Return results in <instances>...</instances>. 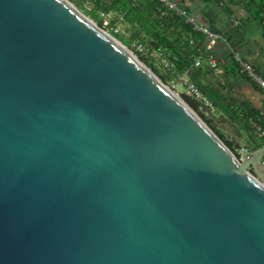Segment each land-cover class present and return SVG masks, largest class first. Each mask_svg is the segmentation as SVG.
<instances>
[{"label": "water", "instance_id": "water-1", "mask_svg": "<svg viewBox=\"0 0 264 264\" xmlns=\"http://www.w3.org/2000/svg\"><path fill=\"white\" fill-rule=\"evenodd\" d=\"M245 155L69 0H0V264H264Z\"/></svg>", "mask_w": 264, "mask_h": 264}, {"label": "trees", "instance_id": "trees-1", "mask_svg": "<svg viewBox=\"0 0 264 264\" xmlns=\"http://www.w3.org/2000/svg\"><path fill=\"white\" fill-rule=\"evenodd\" d=\"M75 1L80 7L85 6L87 2L91 3L92 10L90 12L84 10V13L99 23V25V12L106 14L111 12L118 13L123 18V23L131 26L129 38L123 34L114 35L125 46L132 48L134 44L140 42L161 53L163 58L168 61L170 70L164 69L162 65L161 68L160 65H157L159 61L153 59L141 58V61L164 84H168V82L173 80V72L191 76L197 60L208 56L206 52L207 37L195 31L193 26L188 24L183 17L167 11L158 0H114L110 7L100 3L98 0ZM229 3L243 4L254 18H260L264 21V0H229ZM197 86L210 98L202 87ZM183 98L195 112L198 113L202 110L197 101L188 96ZM210 99L214 102L216 109H221L228 120L239 126L247 134L242 146L238 145L235 140L227 141L225 135L216 126L213 118L206 117L203 113L201 114L202 119L231 151L237 154L242 148L258 150L264 147V136H261V133H264V119L262 117L255 116L252 113L241 114L230 107L223 106L216 99Z\"/></svg>", "mask_w": 264, "mask_h": 264}, {"label": "crops", "instance_id": "crops-1", "mask_svg": "<svg viewBox=\"0 0 264 264\" xmlns=\"http://www.w3.org/2000/svg\"><path fill=\"white\" fill-rule=\"evenodd\" d=\"M98 1L110 7L114 0ZM176 1L180 2L200 24L213 28L223 37V40L216 43L212 54L224 75L216 77L205 56L201 60V66L195 65L191 76L187 75L188 78L202 87L210 98L216 99L223 106L230 107L241 114L252 113L262 117L264 91L240 74L233 56L234 53L241 55L264 78V21L254 18L243 4H231L229 0ZM222 3L225 6H222ZM109 14L114 20L120 16L116 12ZM121 27L123 35L129 38L131 26L122 22ZM212 114L214 118L217 116L223 123H226L224 130L219 128L226 140H235L238 145L242 146L247 134L228 120L221 109L217 108Z\"/></svg>", "mask_w": 264, "mask_h": 264}, {"label": "built area", "instance_id": "built-area-1", "mask_svg": "<svg viewBox=\"0 0 264 264\" xmlns=\"http://www.w3.org/2000/svg\"><path fill=\"white\" fill-rule=\"evenodd\" d=\"M158 1L165 9H167V11L175 13L179 17H183L188 24L193 26L195 31L200 32L207 37L208 39V43L206 46V52L208 54L207 62L211 67V69L214 71L215 76L222 77L224 75V72L220 67V65L218 64L215 57L213 56L212 50L214 49L218 41L223 40V37L220 34H218L216 30H214L213 28L200 24V22H198L196 18H194L192 15L188 13L186 8L180 2L176 0H158ZM221 5L225 6V4L223 3ZM91 10H92V5L91 3L87 2L85 4V11L90 12ZM99 17H100V25L99 23L95 22L93 19L92 20L109 35L114 37L115 34H123V30L121 27L123 18L121 16H119L117 19L114 20L111 14L99 12ZM127 48L139 60H141V58L153 59L155 61H159L164 69L170 70V65L168 61L163 58V55L149 48L147 45L138 42L134 44L132 48L130 47ZM233 57L235 63L239 68L240 74L243 77L247 78L249 81H251L255 86H257L258 88L264 91V78L259 74L257 69L251 63L245 61L238 53H234ZM202 59L203 58L201 57L197 60L196 62L197 66H201ZM173 75H174L173 80H171L170 82H168V84H166V86L171 91H173L179 97L181 96L190 97L191 99L197 101L198 103L203 104L212 113L216 111V106L214 102L191 79H189L186 74L181 75L176 72H173ZM178 85L186 88L185 95H181L180 93H178L177 91ZM262 118L264 119V111L262 113ZM261 136H264L263 132L261 133ZM247 153L248 150L246 148H242L238 151L237 157L241 161H243L245 159V154Z\"/></svg>", "mask_w": 264, "mask_h": 264}, {"label": "rangeland", "instance_id": "rangeland-1", "mask_svg": "<svg viewBox=\"0 0 264 264\" xmlns=\"http://www.w3.org/2000/svg\"><path fill=\"white\" fill-rule=\"evenodd\" d=\"M71 3H73V5L75 6V7H77L81 12H83L84 13V10H85V6L83 5V7H80V6H78V4H76V1L75 0H69ZM85 14V13H84ZM141 61V60H140ZM142 62V61H141ZM143 63V62H142ZM144 65H146L145 63H143ZM157 65L159 66L160 65V67H161V64L159 63V62H157ZM162 68V67H161ZM177 91H178V93H180L181 95H185V93H186V88L185 87H183V86H177ZM184 96H181L180 98L185 102V99L183 98ZM186 103V102H185ZM187 104V103H186ZM195 112V111H194ZM201 119H202V117H201V114L203 113L206 117H209V115L208 114H206V113H204V112H202V110H200V112H195ZM203 120V119H202ZM213 120H214V122H215V124H216V126L218 127V128H220L221 130H224L223 128L224 127H226V123H223V121H221L220 120V118L219 117H217L216 116V118H213ZM204 121V120H203ZM205 122V121H204ZM233 152V151H232ZM235 155H237V154H235ZM246 156V155H245Z\"/></svg>", "mask_w": 264, "mask_h": 264}]
</instances>
